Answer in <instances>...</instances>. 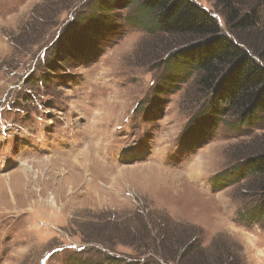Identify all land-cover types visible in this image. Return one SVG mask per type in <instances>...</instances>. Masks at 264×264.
Instances as JSON below:
<instances>
[{
    "label": "rangeland",
    "instance_id": "rangeland-1",
    "mask_svg": "<svg viewBox=\"0 0 264 264\" xmlns=\"http://www.w3.org/2000/svg\"><path fill=\"white\" fill-rule=\"evenodd\" d=\"M191 1L228 34L217 0ZM91 6L0 0V264L107 263L104 245L124 262L264 264L259 180L225 176L264 150V121L227 115L199 137L190 123L209 94L195 73L155 94L183 46L135 7L111 10L94 60L53 74L54 42ZM30 73L49 79L25 84Z\"/></svg>",
    "mask_w": 264,
    "mask_h": 264
},
{
    "label": "trees",
    "instance_id": "trees-1",
    "mask_svg": "<svg viewBox=\"0 0 264 264\" xmlns=\"http://www.w3.org/2000/svg\"><path fill=\"white\" fill-rule=\"evenodd\" d=\"M216 6L224 17L228 34L222 32L215 18L191 0H92L88 12L77 14L64 35L54 42L45 61L46 67L53 74L64 73V66L72 61L80 60L83 65L94 60L101 48L108 45L104 36L113 31V22L118 19V14H112L111 10L115 8L120 12L135 7L136 23L177 39L176 43L183 46L165 57L168 74L156 87L155 94H160L171 83H182L181 78H186L188 73H195L198 90L209 94L208 102L190 123L199 137H204L206 130L211 134L227 115H236L240 124L264 121V10L259 12L264 9V0H217ZM48 79L41 73L34 79L30 73L24 82L43 84ZM231 171L225 176L228 177V173L234 178L255 176L259 180V199L253 208L256 210L253 217L263 215L264 150L247 156ZM155 218L151 219L152 224L163 230V226L155 223ZM164 233L167 240L175 239L168 230ZM105 246L103 257L107 255V263L98 264H152L135 259L124 262L119 256L107 254L109 247ZM140 251L143 255L144 251ZM166 260V264H172L170 259ZM183 264L195 263L188 259Z\"/></svg>",
    "mask_w": 264,
    "mask_h": 264
},
{
    "label": "bare ground",
    "instance_id": "bare-ground-1",
    "mask_svg": "<svg viewBox=\"0 0 264 264\" xmlns=\"http://www.w3.org/2000/svg\"><path fill=\"white\" fill-rule=\"evenodd\" d=\"M201 165H202V164H201ZM201 165H200V166H201ZM23 168H26V166H24V165H23ZM6 182H9V181H8V180H6ZM47 205H48V204H47Z\"/></svg>",
    "mask_w": 264,
    "mask_h": 264
}]
</instances>
